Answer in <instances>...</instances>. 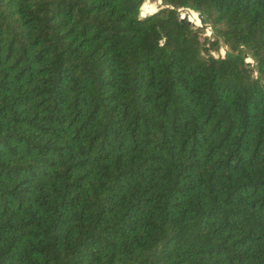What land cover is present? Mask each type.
<instances>
[{"label":"trees","instance_id":"obj_1","mask_svg":"<svg viewBox=\"0 0 264 264\" xmlns=\"http://www.w3.org/2000/svg\"><path fill=\"white\" fill-rule=\"evenodd\" d=\"M145 2L0 0V264H264V0Z\"/></svg>","mask_w":264,"mask_h":264},{"label":"rangeland","instance_id":"obj_2","mask_svg":"<svg viewBox=\"0 0 264 264\" xmlns=\"http://www.w3.org/2000/svg\"><path fill=\"white\" fill-rule=\"evenodd\" d=\"M159 4H160V0H146L144 6L142 8V11L143 12H151V11L157 10V7ZM180 15L185 16L188 20L192 21L193 24L199 26V19H198L196 12H190L189 9H183L182 8V9H180ZM205 34L209 35V36L211 35V29L209 27L205 28ZM226 50H227L226 46L221 45L220 49L217 52L213 51L212 53L215 56H218V55L223 56ZM246 61L253 64V61L250 57H247Z\"/></svg>","mask_w":264,"mask_h":264},{"label":"water","instance_id":"obj_3","mask_svg":"<svg viewBox=\"0 0 264 264\" xmlns=\"http://www.w3.org/2000/svg\"><path fill=\"white\" fill-rule=\"evenodd\" d=\"M156 10L154 11H151V12H155ZM151 12H148V13H151ZM148 13H140L141 15H145V14H148ZM197 16H198V19H199V26H202L203 25V19L200 17V15L197 13ZM181 18H185V16H181ZM190 21V20H189ZM192 22V21H190ZM249 63V62H248Z\"/></svg>","mask_w":264,"mask_h":264},{"label":"bare ground","instance_id":"obj_4","mask_svg":"<svg viewBox=\"0 0 264 264\" xmlns=\"http://www.w3.org/2000/svg\"><path fill=\"white\" fill-rule=\"evenodd\" d=\"M143 13H148V12H143Z\"/></svg>","mask_w":264,"mask_h":264}]
</instances>
